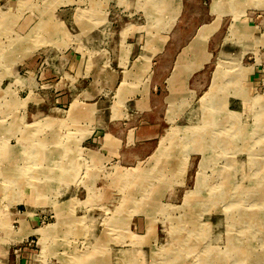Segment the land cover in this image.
Here are the masks:
<instances>
[{"label": "rangeland", "instance_id": "rangeland-1", "mask_svg": "<svg viewBox=\"0 0 264 264\" xmlns=\"http://www.w3.org/2000/svg\"><path fill=\"white\" fill-rule=\"evenodd\" d=\"M132 1L133 7L117 4L125 11L117 10L124 26L135 21L147 42L161 33L164 46L177 43L169 33L174 17L167 14L176 7L173 1ZM184 3L182 22L194 31L182 32V46L197 36L184 50L192 54L191 64L183 56L192 69L179 62L173 79L189 78L173 91L158 85L149 106L135 99L155 87L153 68L133 66L119 83L122 68L130 66H116L115 53L107 49L110 29L119 23H109L114 6L106 0H0L1 243V235L14 230L9 217L19 211L30 220L47 216L30 238L37 264H264V26L257 29L259 39L239 36V23L264 20V0ZM189 11L195 16L188 18ZM161 12L165 16L157 17ZM93 32L98 36L88 40L86 33ZM128 32L133 35L134 28ZM93 45H100L97 54L86 49ZM70 48H80L87 70L95 58L106 71L115 70V76L101 75L102 87H80L89 96L102 90L112 122L128 128L150 120L165 128L153 148L140 146L141 162L118 165L84 149L86 142L95 144L87 141L93 112L88 120L81 116L79 83L72 87L71 105L64 99L55 105L48 86L33 82L30 63L53 65L51 54ZM178 52L171 47L165 54L164 77ZM64 83L57 91L64 93ZM203 128L206 134L210 129L206 137ZM199 137L213 147L199 148L192 142ZM205 156H212L208 167ZM248 182L260 183L262 197L236 190ZM12 254L0 251V264H12Z\"/></svg>", "mask_w": 264, "mask_h": 264}, {"label": "crops", "instance_id": "crops-1", "mask_svg": "<svg viewBox=\"0 0 264 264\" xmlns=\"http://www.w3.org/2000/svg\"><path fill=\"white\" fill-rule=\"evenodd\" d=\"M173 1L174 5L176 7L172 9V11L168 14V16L174 17V21L172 23V29L169 32L171 36H174L172 38H176L177 43H172V44H167L164 46V42L166 38L164 37V41L162 40L163 38L161 37V33L156 34L158 39H155L154 37L147 42V39L139 33L137 30L139 27H136L135 21H133L132 24L128 26H124L123 24V18L122 16H118L117 10L120 11L123 7H118L117 4L121 3L124 6L128 5L130 7H133L135 5V1L132 0H106V4L110 6H114V9H112L109 13V18L108 21H114L112 24L115 26L119 23L118 28L117 26L110 29L109 37L111 38L110 44L107 46V49L110 52L115 53V61L117 62L116 66H123L124 64L129 65L128 69L125 70V67L122 68L121 76L122 79L119 82L120 84L123 83L125 79V75L127 74V71L130 69L132 70L133 66H137L140 68L142 66L143 68L148 67L153 68V71L151 74H149L151 77V83L155 82V87L148 92L145 97L137 98L135 100H140L144 99L146 103L147 101L151 100L155 97L153 91L157 90L158 85L160 90L162 91L164 88L166 89L167 87L171 88V91H173L174 87L182 85L188 78L186 79H177L174 80V70L176 68V65L179 62H184L186 64V67L192 69V65H188L185 61H183V56L185 58L188 57L189 64L193 60L191 59L193 56L190 52L184 51L196 38L197 34L195 35L185 44L182 46V32L183 33H191L194 30L190 29V23L188 24L186 22H182V14L183 10L185 7V1H192L193 7H195V2L196 0H171ZM170 1V2H171ZM119 8V9H117ZM182 8V9H181ZM125 13V11H124ZM170 14V15H169ZM129 15V14H128ZM127 15V16H128ZM187 15V13H186ZM61 16L60 23H66V21H63L62 19H65L66 16L60 14ZM126 16V17H127ZM165 14L163 15V12L159 13L157 17H164ZM194 13L189 11L188 13V18L194 17ZM259 17V16H257ZM109 21V23L111 22ZM240 28H242L239 31V36L241 34L243 35L244 33H250L252 36L255 38H261L263 34H259L261 36H258L257 29L262 30L264 26V20L260 21L257 25H250V24H245V23H239ZM246 25V26H245ZM263 25V26H262ZM124 26V27H123ZM120 28V29H119ZM129 28H134L133 35H130L131 32H128L126 34V31ZM119 29V30H118ZM80 30V29H79ZM169 30V29H168ZM102 31H99V34L101 35ZM83 33V32H80ZM154 35V34H153ZM98 36V32L93 34L91 33H86L85 37L88 40H93V38ZM102 36V35H101ZM171 38V37H170ZM258 38V39H259ZM243 40V39H242ZM245 40V39H244ZM94 41V40H93ZM248 41V40H247ZM179 42V43H178ZM95 44V43H93ZM171 47H174L175 49H179V52L175 55L176 58L174 62H172V67L170 71V75L167 77H164V71L165 64L169 65V62L166 61V53L169 52V49ZM224 48V46H223ZM80 48H70L69 50L62 52V53H52V59H53V65H46L44 64L43 61H37V64H32L30 63L27 68H30V74L33 76L31 77L33 82L43 88L45 86H48V89L51 90L53 93L54 98V104L57 105V103H60L62 99L68 102V105H71V98H72V88L75 83H79L78 85V90L75 91L77 93L78 101L80 102L79 104L80 107L78 109H81L80 113H82V118L83 119H89L92 116V124L90 128V136L91 138H88L87 141L92 140L91 143L86 142V148L85 150H88L90 152H98L103 159H108L109 161L114 162L115 164L121 165L123 163H126L128 165H131L133 162L134 164L141 162V153H140V146H146L149 148H153V144L156 142H159L158 140L162 136V131L164 132L165 128H162V124H158L155 121H150L148 120L147 123H141L140 125L138 124L137 127L130 126L127 128V124L124 125V129L122 130L123 125H119L117 123L112 122V117H111V112L108 114L106 113V109L104 106H102V103L104 102L102 100L103 94L102 90L97 91L95 88V92L93 93V96H89L85 90H81L82 84H85L87 88L91 87L94 83L96 87H102L104 85V79L101 78V75L103 73H107L110 76L116 75L115 70L112 68H107L108 70L104 68V62L102 59L97 61V59L92 60L93 64L92 67H90L89 70H87V63L85 59L81 57L80 52L77 50ZM86 49L93 51L94 54H97L96 50H101L100 45H93L92 47H86ZM123 55V56H122ZM164 55V56H163ZM187 56V57H186ZM133 57V62L130 61V59ZM198 57H195L194 61H198ZM51 59V60H52ZM50 60V59H48ZM136 62L138 64L136 65ZM158 66V68H154ZM184 66V68H186ZM112 69V70H111ZM187 71V70H186ZM189 71V70H188ZM196 70L195 72H197ZM88 72V74H87ZM130 72V71H129ZM194 72V73H195ZM29 73V71H27ZM132 73V72H131ZM134 73L136 74L137 71L134 70ZM193 75V71L190 72V75ZM140 75H137V77ZM89 77V78H88ZM201 76H199L196 80L200 81ZM193 79V76L192 78ZM65 81L63 84V87L65 88V91L59 92L57 91V88L60 84L61 81ZM99 80V81H98ZM133 80H130V83H132ZM70 82H74L72 85ZM122 82V83H121ZM33 84V83H32ZM33 86V85H32ZM97 91V92H96ZM170 91L171 97L173 98H178L179 95L173 94V92ZM99 93V95H98ZM67 96H66V95ZM75 95V94H74ZM76 97V98H77ZM134 100V99H133ZM91 103V104H88ZM126 105V110L129 109V106L131 104L130 98H127L124 103ZM149 105V103H148ZM150 106V105H149ZM149 108V107H148ZM93 112V114L90 116L89 111ZM151 110V109H150ZM84 113H86L85 116ZM124 115V113H121V115ZM131 116V115H130ZM129 116V117H130ZM108 140L106 141V139ZM155 140V141H154ZM154 141V142H152ZM158 144V143H157ZM156 144V145H157ZM156 147V146H155ZM154 147V148H155ZM145 148V147H142ZM94 150V151H93ZM96 150V151H95ZM145 155V154H144ZM114 160V161H113ZM131 162V163H129ZM25 214V213H23ZM27 216H23L22 214L17 211V212H12L11 217H9L10 222H12L14 230L9 229L7 233H3L1 235V241L4 242L5 244L1 243L0 246V251L3 252L6 250H12V255H13V263L12 264H37V260L34 258L35 257V245H33V239H30L31 237H35L37 232L39 231V222L42 219V217H47L45 215L41 216H34L30 219L26 218ZM16 224L17 226H14ZM10 231V232H9ZM1 234V233H0ZM23 241V242H22ZM19 243L18 245H16ZM11 245H14L11 247Z\"/></svg>", "mask_w": 264, "mask_h": 264}, {"label": "bare ground", "instance_id": "bare-ground-1", "mask_svg": "<svg viewBox=\"0 0 264 264\" xmlns=\"http://www.w3.org/2000/svg\"><path fill=\"white\" fill-rule=\"evenodd\" d=\"M35 31H36V30H35ZM25 38H26V37H25ZM217 92H218V91H217ZM223 92H224V91H223ZM213 93H214V92H213ZM237 95H238V94H237ZM231 96H232V95H231ZM214 99H215V98H214ZM218 102H219V101H218ZM220 102L224 104V103H225V100H224V99H221ZM202 111H203V110H202ZM206 111H207V110H206ZM221 112H222V111H221ZM206 114H207V113H206ZM224 115H225V114H224ZM221 117H222V116H221ZM223 117H224V116H223ZM223 117H222V118H223ZM203 118H204V117H203ZM218 118H219V117H218ZM204 119L206 120V117H205ZM209 121H210V120H209ZM209 121H208V122H209ZM217 121H218V120H217ZM220 123H221V122H220ZM209 124H210V123H209ZM217 124H218V122H217ZM216 126H217V125H216ZM185 130H186V129H185ZM209 130H210V129L206 130V132H207L208 134H209ZM246 132H247V131H246ZM247 133H248V132H247ZM208 134L204 133V128H203L202 137H204V136L206 137V135H208ZM176 135H177V134H176ZM176 137H177V136H176ZM208 140H209V138H208ZM222 141H223V140H222ZM222 141H220V142L222 143ZM192 142H193L194 144H197V143H198L197 146H198L199 148H202V147H204V146H205L204 149L207 148V147H208V148L213 147V146H212L213 143H212V144L210 143V144H209L210 146H208L207 141H204V144H203V138H201V137H199V139H198L197 141H196V140H193ZM192 142H189V144H191ZM208 142H209V141H208ZM221 143H220V144H221ZM227 143H228V142L224 143V145L226 146ZM222 145H223V144H222ZM227 147L229 148V146H227ZM223 148H224V146H223ZM211 159H212V156H211V157L205 156V158H204L205 163H204V164L206 165V167L210 166V163H211L210 160H211ZM206 167H205V168H206ZM211 167H213V165H212ZM201 169H202V168H201ZM133 174H134V173H133ZM254 183H255V182H254ZM254 183H253V184H254ZM248 184H249V185H248ZM259 187H260V183H259V184H256L255 186H251V182H248L247 184H241V185H238V184H237L236 190H238L239 193H240L241 190H243V193H244L243 195H247V196L253 198L254 196H257V197L259 196V197H260L261 195H263L262 192H261V190H259V189H261V188H259ZM255 189H257V190H255ZM249 197H246V198H249ZM261 197H262V196H261ZM199 203H200V202H199ZM140 209H141V208H140ZM143 211H144V210H143ZM146 212H147V211H146ZM148 212H149V211H148ZM157 212H158V211H157ZM147 215H148V214H147ZM158 216H159V215H158ZM222 219H223V220L225 219V221H226L225 216H224V218L222 217ZM154 222H155V220H154ZM222 222H223V221H221L220 224H218L219 227L222 226ZM175 225H176V224H175ZM218 229H219V228H218ZM218 229H217V230H218ZM221 229H222V228H221ZM196 233H197V235H198V234L201 233V231L199 230V231H197ZM43 242H44V241H43ZM43 242H42V243H43ZM45 243H46V242H44V244L42 245V249H43V247L45 248V246H44ZM136 243H137V242H136ZM263 245H264V242H263ZM228 248L230 249L231 247H228ZM144 250H145V249H144ZM130 251H132V250H130ZM231 251H232V248H231V250H228L227 253L230 254ZM263 251H264V249H263ZM248 253H249V252H248ZM263 253H264V252H263ZM142 254H143V253H142ZM144 254H145V253H144ZM153 254H154V253H153ZM211 254H212V253H211ZM245 254H246V253H245ZM144 256H145V255H144ZM112 257H113V256H112ZM136 257H137V258H141V257H138L137 255H136ZM242 257H243V256H242ZM114 260H115V258H114ZM95 262L97 263V261H95ZM102 262H103V261H102ZM106 262H107V261H106ZM141 263H142V262H141ZM212 263H213V262H212ZM102 264H103V263H102ZM142 264H143V263H142Z\"/></svg>", "mask_w": 264, "mask_h": 264}]
</instances>
